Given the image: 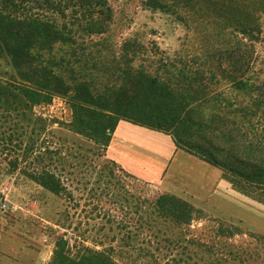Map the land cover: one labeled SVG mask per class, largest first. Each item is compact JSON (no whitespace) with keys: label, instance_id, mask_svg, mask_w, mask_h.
I'll list each match as a JSON object with an SVG mask.
<instances>
[{"label":"trees","instance_id":"obj_1","mask_svg":"<svg viewBox=\"0 0 264 264\" xmlns=\"http://www.w3.org/2000/svg\"><path fill=\"white\" fill-rule=\"evenodd\" d=\"M92 3L99 5L101 0L52 4L0 0V57L13 73L0 77V110L22 111L24 100H38L43 92L67 96L74 109L75 132L106 147L121 119L160 130L170 134L178 147L218 166L235 190L264 203L259 196L264 195V76L254 75L255 51L243 40L261 32L254 11L259 0H149L161 11L176 13L177 7H184L202 12L216 27L233 28L244 37L237 45L214 48L202 58L195 55L192 61L178 62L167 58L154 67L135 64V51L141 47L135 38H112V15L77 13V8ZM69 7L73 16L66 21ZM54 11L60 18L47 15ZM78 15L83 27L76 23ZM44 143L33 142L28 151H40ZM50 153L45 149L34 159L43 165ZM10 165L16 169L18 162ZM31 178L56 195L64 190L49 170L38 168ZM129 198L138 217L116 226L119 237L109 239L113 225L108 221V232L104 224L98 230L109 245L104 246L103 239L94 241L102 248L83 245L76 254L60 237L64 244H58L48 264H123L114 255L116 240L128 258L141 259L142 264L240 260L236 246L220 244L222 237L242 233L234 226L219 222L209 240L188 238L183 227L205 211L168 192L145 198L131 193ZM249 235L264 239L261 234ZM164 247L179 251L161 257Z\"/></svg>","mask_w":264,"mask_h":264},{"label":"rangeland","instance_id":"obj_2","mask_svg":"<svg viewBox=\"0 0 264 264\" xmlns=\"http://www.w3.org/2000/svg\"><path fill=\"white\" fill-rule=\"evenodd\" d=\"M49 1L52 4L59 0ZM263 4L264 0H259V4L254 8L261 32L250 40L243 39L244 37L235 33L233 28L222 30L216 27L202 12L184 7H177L176 13L161 11L154 9L149 0H101L99 5L92 3L86 9L77 8V13L84 14L88 10L94 15L99 11L112 15V38L121 35L123 38H135L140 44L139 51H135L137 65L154 67L160 62H165L167 58L177 62L192 61L195 55L202 58L214 48L235 46L243 39L251 44L255 51L254 75L263 77ZM25 6L33 12L36 9L31 3H26ZM72 10L70 7L66 10V21L72 18ZM47 15L60 18L56 11L48 12ZM77 17L81 18L79 15ZM76 23L80 27L84 26L83 23L80 24L81 19ZM12 74L9 62L0 57V77ZM58 99L67 103L63 118H45L38 114L40 107ZM24 105L23 110L18 112L0 110V210L4 217L2 225L7 229L11 228L13 233L10 237L13 240H16L18 235L23 243L32 248L49 246L52 253L48 263L58 244L63 246V241L68 242L73 254L83 245L102 248L95 245L94 241L103 239L98 230L100 225L104 224L105 232H108V221L113 225V231L108 234L109 239L113 235L119 237L120 231L116 226L129 223L138 217L134 214L129 194L134 193L145 198L164 192L154 184L131 177L121 170L116 162L111 163L105 146L75 132L72 127L74 109L69 97L43 92L38 100H24ZM154 131L159 133L158 130ZM157 137H163V133L159 136L145 134L139 137V142L144 146L154 144L158 141ZM9 138L12 140L8 141ZM43 141L45 143L40 151L48 149L51 153L50 158L46 157L44 164L40 165L34 159L40 151H35V148L28 151V148L33 142H36L37 146ZM139 157L146 158L148 164L152 162V158L147 154ZM16 161L18 167L14 169L10 162ZM38 168L49 170L60 179L64 187L61 194H54L31 178L33 171ZM259 196L264 199L263 194L259 193ZM208 212L227 220L241 219L242 225L206 213L189 226H184L182 233L188 238L198 236L209 240L214 236V229L218 227L219 222L232 225L242 233L222 237L220 244H232L240 250L241 258L233 264H264V239L249 235L264 236L263 205L249 202L230 191L221 204ZM244 227L261 233L248 231ZM60 237L63 241L58 240ZM103 242L104 246L109 245L108 240L103 239ZM114 245V255L123 264H142L141 259L128 258L129 254L119 248L120 243L117 240ZM177 251L179 250L173 247H164L161 249V257H168Z\"/></svg>","mask_w":264,"mask_h":264},{"label":"crops","instance_id":"obj_3","mask_svg":"<svg viewBox=\"0 0 264 264\" xmlns=\"http://www.w3.org/2000/svg\"><path fill=\"white\" fill-rule=\"evenodd\" d=\"M154 130L129 120H119L105 148L106 155L128 174L154 184L164 192L177 195L218 219L242 225L241 219L227 220L208 212L221 204L230 191L233 195L238 194L249 202L264 206L235 190L218 166L178 147L170 134L160 130L156 133ZM162 133L163 137H157L158 141L154 144L144 146L139 142V137L145 134L159 136ZM144 154L152 158L150 164L146 158L139 157ZM3 219L0 210V264H47L52 253L50 247L44 245L32 248L23 243L18 235L13 240L10 237L13 233L11 228L2 225Z\"/></svg>","mask_w":264,"mask_h":264},{"label":"built area","instance_id":"obj_4","mask_svg":"<svg viewBox=\"0 0 264 264\" xmlns=\"http://www.w3.org/2000/svg\"><path fill=\"white\" fill-rule=\"evenodd\" d=\"M67 103L63 99L55 100L38 109V114L45 118H63L66 113Z\"/></svg>","mask_w":264,"mask_h":264}]
</instances>
